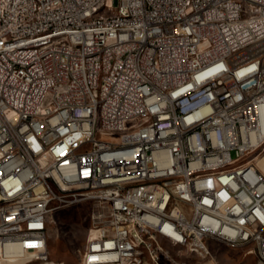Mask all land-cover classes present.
<instances>
[{
    "label": "built area",
    "instance_id": "2783aa9c",
    "mask_svg": "<svg viewBox=\"0 0 264 264\" xmlns=\"http://www.w3.org/2000/svg\"><path fill=\"white\" fill-rule=\"evenodd\" d=\"M264 264V0H0V264Z\"/></svg>",
    "mask_w": 264,
    "mask_h": 264
},
{
    "label": "rangeland",
    "instance_id": "374dc122",
    "mask_svg": "<svg viewBox=\"0 0 264 264\" xmlns=\"http://www.w3.org/2000/svg\"><path fill=\"white\" fill-rule=\"evenodd\" d=\"M92 202L84 201L54 210L49 217L50 256L67 264H79L80 252L90 234ZM208 245L221 264H261L246 247L230 246L215 240Z\"/></svg>",
    "mask_w": 264,
    "mask_h": 264
}]
</instances>
